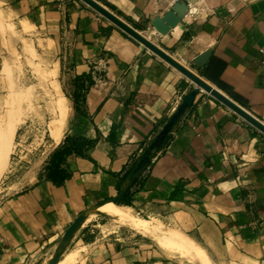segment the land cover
I'll use <instances>...</instances> for the list:
<instances>
[{
	"label": "crops",
	"instance_id": "1",
	"mask_svg": "<svg viewBox=\"0 0 264 264\" xmlns=\"http://www.w3.org/2000/svg\"><path fill=\"white\" fill-rule=\"evenodd\" d=\"M97 1L264 124V0ZM179 5L181 23L163 35L154 21ZM0 11L57 52L70 101L61 141L44 144L0 206V264H35L74 243L76 264H182L136 229L98 246L91 228L105 224L72 231L129 189L132 213L190 237L215 264H264L262 132L203 90L185 106L197 86L80 0H0ZM65 149L55 182L49 165Z\"/></svg>",
	"mask_w": 264,
	"mask_h": 264
},
{
	"label": "rangeland",
	"instance_id": "2",
	"mask_svg": "<svg viewBox=\"0 0 264 264\" xmlns=\"http://www.w3.org/2000/svg\"><path fill=\"white\" fill-rule=\"evenodd\" d=\"M33 34L30 27L8 20L0 11V206L23 190L27 183L23 178L34 167L35 154L39 153L44 144H51L53 137L50 135V128L56 118L55 104L65 101L67 107L70 106L66 89L60 83L57 52ZM53 70L58 72L57 78L53 77ZM38 168L37 166L32 172ZM92 210L83 216V221L75 233L90 220L96 226L99 223L105 224L102 228H91L95 232L91 233L92 242H97L95 246L102 245L103 241L100 239L105 236L114 243V236H131L134 233L131 230L136 229L153 240L175 262L204 264L202 260H195L194 257L193 260L188 252L179 250L177 241L182 239L188 240L202 254L204 251L201 249H204L211 259L205 248L178 230L165 228L154 222L139 230L125 220L101 221L96 218L99 215L90 217ZM132 214L140 218L134 212ZM69 241L70 238H67L65 244ZM75 245L76 243L62 246L55 254L47 253L35 264H56L59 257L67 255ZM89 251L90 248H87L84 252Z\"/></svg>",
	"mask_w": 264,
	"mask_h": 264
},
{
	"label": "water",
	"instance_id": "3",
	"mask_svg": "<svg viewBox=\"0 0 264 264\" xmlns=\"http://www.w3.org/2000/svg\"><path fill=\"white\" fill-rule=\"evenodd\" d=\"M81 1L84 2L86 5H88L89 7H91L93 10H95L101 16L112 22L115 26L120 28L131 38L139 42L142 45L143 49H148L149 51L154 53L156 56H158L166 63H168L170 66L175 68L178 72H180L182 75H184L186 78H188L197 86V88L194 89L192 93L186 96L184 100L185 106H191L194 103L195 97L198 94L199 89L203 90L211 94L214 98L219 100L221 103H223L225 106H227L229 109L234 111L237 115L242 117L245 121L250 123L252 126H254L256 129H258L260 132L264 134V124L262 122H260L254 116H252L249 112H247L244 108L239 106L228 96H226L225 94H223L222 92L211 86L191 68L187 67L179 60L174 58L171 54H169L160 46L155 44L153 41H151L141 32H139L138 30L127 24L125 21H123L121 18H119L116 14H114L112 11H110L107 7L102 5L97 0H81ZM187 1L190 2L191 5L197 4V0H187ZM183 8H184L183 5H179L177 9L170 11L164 18L156 19L154 21L155 28L163 35H166L172 29L178 27L182 21V16L180 15V13L183 11ZM210 57H211V52L207 51L206 53L202 54L195 60V65L198 68H203L208 63ZM83 216H81L79 220L76 222L72 231H75L78 228V226L81 224V222L83 221L82 219ZM67 238H69V236H67Z\"/></svg>",
	"mask_w": 264,
	"mask_h": 264
},
{
	"label": "bare ground",
	"instance_id": "4",
	"mask_svg": "<svg viewBox=\"0 0 264 264\" xmlns=\"http://www.w3.org/2000/svg\"><path fill=\"white\" fill-rule=\"evenodd\" d=\"M55 66H57V65H55ZM57 73H58L57 71L53 72L52 75L54 78H57ZM62 98H63V96H62ZM68 112H69V108L65 104V101H61L60 103L55 104L54 114L56 115V118L51 124V128H50L51 134L50 135H52L53 139L57 143H59L61 141V139L65 133V125H66V121L68 119ZM97 215H106L107 217H110L114 221H118V220L128 221L139 230L142 229L143 227H146L149 224V222L146 221L145 219L134 217V215L132 214V208L127 207V206L117 205L113 202H107V203H104L100 206H97L95 209L92 210L90 217H96ZM169 242H171V241H169ZM177 242H178L177 245L180 248L179 250L182 251L183 253L188 252L191 255L192 259L194 257L195 260L196 259H198V261L202 260V262H204V264H215L208 257V255L204 249H201L202 251H204V254H202L201 252L197 251L196 248L194 247V245L192 243H190L188 240L182 239L181 241H177ZM81 256H82L81 249L75 248L72 251V253L68 257L63 259L59 264H76L80 260ZM199 263L201 264V262H199Z\"/></svg>",
	"mask_w": 264,
	"mask_h": 264
},
{
	"label": "trees",
	"instance_id": "5",
	"mask_svg": "<svg viewBox=\"0 0 264 264\" xmlns=\"http://www.w3.org/2000/svg\"><path fill=\"white\" fill-rule=\"evenodd\" d=\"M70 151L59 150L56 151L51 159V163L49 165V179L60 182L64 181V174L62 172V164L65 162L67 156L69 155ZM133 191L131 189L125 195L123 202H116L117 205H125V206H132V196Z\"/></svg>",
	"mask_w": 264,
	"mask_h": 264
}]
</instances>
